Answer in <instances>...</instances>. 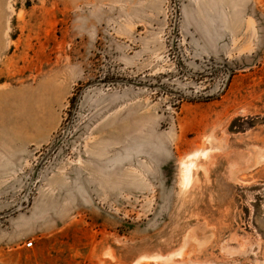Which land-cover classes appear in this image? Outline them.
<instances>
[{
    "label": "rangeland",
    "instance_id": "1",
    "mask_svg": "<svg viewBox=\"0 0 264 264\" xmlns=\"http://www.w3.org/2000/svg\"><path fill=\"white\" fill-rule=\"evenodd\" d=\"M0 264H264V0H0Z\"/></svg>",
    "mask_w": 264,
    "mask_h": 264
},
{
    "label": "bare ground",
    "instance_id": "2",
    "mask_svg": "<svg viewBox=\"0 0 264 264\" xmlns=\"http://www.w3.org/2000/svg\"><path fill=\"white\" fill-rule=\"evenodd\" d=\"M253 150V149H252ZM194 166L193 161L181 163V179L183 183H187L190 179L191 168Z\"/></svg>",
    "mask_w": 264,
    "mask_h": 264
},
{
    "label": "built area",
    "instance_id": "3",
    "mask_svg": "<svg viewBox=\"0 0 264 264\" xmlns=\"http://www.w3.org/2000/svg\"><path fill=\"white\" fill-rule=\"evenodd\" d=\"M31 245H32V241H28V242L25 243V247H27V248L31 247Z\"/></svg>",
    "mask_w": 264,
    "mask_h": 264
}]
</instances>
